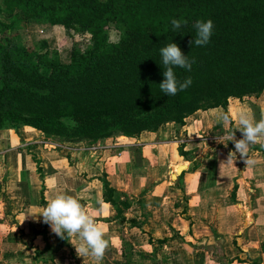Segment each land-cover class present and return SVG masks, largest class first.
<instances>
[{"label": "crops", "instance_id": "1", "mask_svg": "<svg viewBox=\"0 0 264 264\" xmlns=\"http://www.w3.org/2000/svg\"><path fill=\"white\" fill-rule=\"evenodd\" d=\"M23 27L44 29L49 50L69 62L66 29L39 20ZM240 110L264 118V90L230 98L226 111L198 110L182 126L96 143L1 129L0 264H264V146L249 145L251 166L238 153L227 161L235 149L220 120ZM57 194L77 199L105 228L99 262L77 256L79 238H61L43 221Z\"/></svg>", "mask_w": 264, "mask_h": 264}, {"label": "trees", "instance_id": "2", "mask_svg": "<svg viewBox=\"0 0 264 264\" xmlns=\"http://www.w3.org/2000/svg\"><path fill=\"white\" fill-rule=\"evenodd\" d=\"M30 20L87 35L89 43L62 62L45 40L21 41ZM197 20L213 23L203 46L189 43ZM110 27L121 30L117 42L108 41ZM169 43L193 61L190 70L174 67L178 82L192 81L174 96L159 88L160 49ZM263 90L264 0H0V130L29 126L96 143L166 122L182 126L198 110L226 111L230 98Z\"/></svg>", "mask_w": 264, "mask_h": 264}, {"label": "clouds", "instance_id": "3", "mask_svg": "<svg viewBox=\"0 0 264 264\" xmlns=\"http://www.w3.org/2000/svg\"><path fill=\"white\" fill-rule=\"evenodd\" d=\"M181 23L177 19L171 20L173 29H179ZM193 27L196 30V36L189 42L190 45L203 46L207 44L212 35V21L197 20ZM114 39L113 35L110 38V42ZM160 54L164 69V79L159 84V88L165 95L174 96L178 91L187 89L192 83L191 78L178 82L174 74V67L190 70L193 61H189L188 57L181 52L175 43H169L162 47ZM220 120L227 126L225 139L227 142L231 141L235 149L234 152H229L227 161L233 163L238 153L245 166L253 165L254 161L247 158L249 145L261 144L264 146V118L255 121L247 112L240 110L231 116L222 114ZM233 121L237 124L235 130L231 127ZM236 131L242 134L240 139H236ZM40 215L57 236L65 238V234H67L68 236L79 238L80 243L74 246L77 256H90L97 262L103 259L109 247V241L104 238L105 228L97 224L95 218L85 211L77 199L67 194H57L47 202Z\"/></svg>", "mask_w": 264, "mask_h": 264}, {"label": "rangeland", "instance_id": "4", "mask_svg": "<svg viewBox=\"0 0 264 264\" xmlns=\"http://www.w3.org/2000/svg\"><path fill=\"white\" fill-rule=\"evenodd\" d=\"M35 27H40V26H35ZM42 28V27H41ZM29 29H34V28H21L20 31H19V36H20V39L21 41L26 44L27 43H39L40 41L44 40V38L47 36V33L44 29L40 31H38L36 29V32H29L28 30ZM31 33H35V34H31ZM68 34L66 35H63V40L64 41H67V53L71 51V48L72 47H78V48H83V47H87L88 45V36L87 35H83V34H72L71 32H67ZM120 34H121V30L117 29V28H113V27H110V29L108 30L107 32V35H108V41L110 42V38L115 37V39L110 42V43H113V42H117L119 37H120ZM75 35V36H73ZM27 45V44H26ZM51 51V50H50ZM53 52V51H52ZM181 168H179L180 170Z\"/></svg>", "mask_w": 264, "mask_h": 264}, {"label": "built area", "instance_id": "5", "mask_svg": "<svg viewBox=\"0 0 264 264\" xmlns=\"http://www.w3.org/2000/svg\"><path fill=\"white\" fill-rule=\"evenodd\" d=\"M180 142L182 143L183 141L181 140Z\"/></svg>", "mask_w": 264, "mask_h": 264}]
</instances>
